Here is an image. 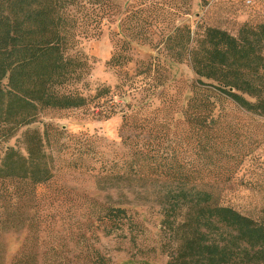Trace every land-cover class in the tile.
<instances>
[{
  "label": "rangeland",
  "instance_id": "1",
  "mask_svg": "<svg viewBox=\"0 0 264 264\" xmlns=\"http://www.w3.org/2000/svg\"><path fill=\"white\" fill-rule=\"evenodd\" d=\"M86 1L87 14L94 19L90 12L94 11L98 24L94 27L96 20H92L80 29L69 50L70 54L84 53L91 61L89 74L76 89L84 95L100 85L113 89L116 70L107 61L123 41L130 44L129 74L136 63L157 56L170 71L163 89L169 103L153 98L147 110L155 122L157 161L181 168V174L192 179L188 188L206 190L221 205L264 220V117L219 97L213 113L217 137L207 147L197 140L187 141L192 128L179 111L191 98L197 76L188 62H176L158 52V35L151 36L150 43L141 41L123 25L140 1L162 3L175 25L187 24L199 33L200 26L216 27L237 37L244 24L264 22V0ZM122 102L132 103L128 96ZM161 106L162 111H157ZM120 126L121 113L99 119L84 109H43L35 122L12 136L0 129L1 155L8 147L24 152L26 130L46 131L44 146L52 167L51 178L29 196L22 183L7 184L9 193L1 198L0 207V264H96L98 255L108 264L168 263L175 242L161 223L159 200L167 191H176V186L161 178L141 181L115 176L108 180L100 176L106 170L120 173L129 158ZM110 208L124 209L126 217L109 220Z\"/></svg>",
  "mask_w": 264,
  "mask_h": 264
},
{
  "label": "trees",
  "instance_id": "2",
  "mask_svg": "<svg viewBox=\"0 0 264 264\" xmlns=\"http://www.w3.org/2000/svg\"><path fill=\"white\" fill-rule=\"evenodd\" d=\"M87 3L0 0V129L5 136H12L35 122L43 109H84L99 119L121 113L120 138L128 147L129 158L120 173L106 170L100 176L108 180L115 176L141 181L161 178L176 186V191H167L159 200L161 223L175 242L167 264H264V220L221 205L206 190L188 188L192 179L183 176L181 168L157 161L155 122L147 110L153 98L164 105L169 103L163 89L170 80L169 69L157 56L136 63L129 74L130 44L123 41L107 61L116 70L113 89L100 85L88 95L76 89L89 74L91 61L84 53L70 54L69 50L80 29L92 20H96L94 27L98 24L94 11H90L94 19L87 14ZM173 20L164 12V4L140 1L128 12L123 25L141 41L150 43V37L158 35V52L176 62H188L197 76L191 98L179 111L192 128V134L185 136L187 141L197 140L207 147L217 137L213 113L219 97L264 117V22L244 24L235 37L209 26H200L199 33L187 24L175 25ZM69 87L72 90H67ZM126 96L132 103L122 102ZM159 124L167 127L166 123ZM46 136V131L26 130L24 152L8 147L3 155L0 153V207L1 198L9 193L7 184L22 183L29 196L51 178ZM125 217L124 209L108 211L109 220ZM17 261L21 263V259ZM96 264L108 263L98 255Z\"/></svg>",
  "mask_w": 264,
  "mask_h": 264
}]
</instances>
